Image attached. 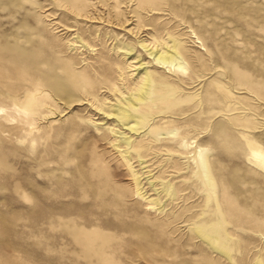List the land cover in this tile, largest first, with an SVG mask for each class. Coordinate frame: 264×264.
<instances>
[{"label": "rangeland", "instance_id": "obj_1", "mask_svg": "<svg viewBox=\"0 0 264 264\" xmlns=\"http://www.w3.org/2000/svg\"><path fill=\"white\" fill-rule=\"evenodd\" d=\"M258 152L264 0H0V264H264Z\"/></svg>", "mask_w": 264, "mask_h": 264}, {"label": "bare ground", "instance_id": "obj_2", "mask_svg": "<svg viewBox=\"0 0 264 264\" xmlns=\"http://www.w3.org/2000/svg\"><path fill=\"white\" fill-rule=\"evenodd\" d=\"M142 1V0H141ZM50 3V2H49ZM68 6L70 8L72 7H76L74 4L72 3H68ZM172 9V8H171ZM168 12V11H167ZM61 13V12H60ZM172 13V12H171ZM63 16V15H62ZM67 16V15H66ZM71 18V17H70ZM69 19V18H68ZM75 20H77L76 17H74ZM72 20V18H71ZM90 20V19H89ZM95 20V19H94ZM132 20V19H131ZM105 22V21H104ZM134 22V21H133ZM116 24V23H114ZM110 27V26H109ZM130 27V25H129ZM115 31V30H114ZM118 31V30H116ZM142 31V30H141ZM68 32V31H67ZM137 32V31H136ZM152 50V49H151ZM152 54V53H151ZM156 60L159 64L161 65H166L169 66L170 68H173L176 71H186L188 69L187 67V62L185 60V58L183 57L182 53L179 52L178 48L176 45H174L173 50L172 51H163L161 52L159 55H157ZM156 79L155 76H153V74L147 73L145 79H144V84L143 87H141L140 92L141 95L137 98L139 103L146 101V100H150L151 96L157 92L156 90ZM116 112V111H115ZM130 116V114L128 113V111L126 110H122L120 118L121 119H128V117ZM137 124H143L144 123V118L141 116L137 117ZM136 127V126H135ZM133 127V129L135 128ZM136 130V128H135ZM134 132V131H133ZM256 156L259 157H263V153L258 152V153H254ZM204 166L205 169L207 168V163L206 161H204ZM207 170V169H206ZM208 172V171H207ZM207 174V173H206ZM210 181H212V179L210 178ZM206 237L211 241L212 245L216 248H221L224 250V252L231 257V248H228L227 244L225 241H220V239L216 236H213L211 234L206 235ZM230 250V252H229ZM232 258V257H231Z\"/></svg>", "mask_w": 264, "mask_h": 264}]
</instances>
